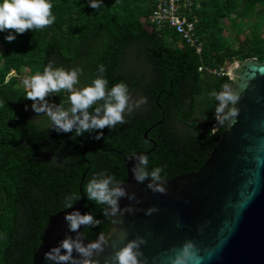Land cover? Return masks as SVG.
Wrapping results in <instances>:
<instances>
[{
  "label": "trees",
  "instance_id": "16d2710c",
  "mask_svg": "<svg viewBox=\"0 0 264 264\" xmlns=\"http://www.w3.org/2000/svg\"><path fill=\"white\" fill-rule=\"evenodd\" d=\"M51 2L53 24L16 34L12 41L0 32V264H32L49 216L64 209L70 196L81 199L80 185L83 208L99 221L83 226V232L90 239L104 235L108 206L88 200L87 184L100 173L114 176L113 185L123 183L124 155L152 149L148 170L160 166L166 179L202 166L222 131L215 129L218 104L212 93L232 82L209 69L251 57L264 60V0H195L191 15L197 18L201 53L174 29L147 22L155 0H103L100 9L91 8L89 0ZM254 14L259 19L240 39ZM224 19L239 30L234 43L224 34ZM50 62L81 68V86L99 75L103 64L109 87L125 82L133 101L144 96L147 103L114 128L83 135L47 128L48 118L25 98L23 80ZM11 69L16 75L8 76ZM68 95L62 91L46 99L67 105ZM97 132L103 133L99 139Z\"/></svg>",
  "mask_w": 264,
  "mask_h": 264
},
{
  "label": "water",
  "instance_id": "95a60500",
  "mask_svg": "<svg viewBox=\"0 0 264 264\" xmlns=\"http://www.w3.org/2000/svg\"><path fill=\"white\" fill-rule=\"evenodd\" d=\"M227 85L237 100L224 111L235 107L236 115L217 119L215 129L222 131L202 166L165 179L161 193L148 187L151 177L137 181L132 170L136 156L152 149L124 155L127 176L118 185L127 194L110 215L108 231L93 239L83 225L70 231L67 213H90L80 185L81 199L49 216L32 264H54L44 252L67 236L85 245L103 238L102 249L83 264H116L117 250L140 238L139 264H177L178 257L182 264H264V60L242 61ZM144 137L150 140L147 131ZM73 256L81 264L79 253Z\"/></svg>",
  "mask_w": 264,
  "mask_h": 264
},
{
  "label": "clouds",
  "instance_id": "9594fccd",
  "mask_svg": "<svg viewBox=\"0 0 264 264\" xmlns=\"http://www.w3.org/2000/svg\"><path fill=\"white\" fill-rule=\"evenodd\" d=\"M89 6L93 9H100L103 0H89ZM51 0H0V32H6L5 39L12 41L16 34H23L27 30L42 29L55 22L56 17L52 12ZM14 30V31H11ZM82 69L79 67L65 69L62 66H54L52 62L47 64L42 71H38L30 78L23 80V85L28 89L25 98L32 101V109L37 114L45 115L48 118V127L54 128L57 132H72L75 135H83L105 127L114 128L126 121V115L131 114L136 108L147 103V97L141 96L133 101L128 84L117 82L109 87V81L104 75L106 68L103 64L98 66L99 75L91 80L86 86L80 85ZM62 91L69 93L67 105L50 102L46 97L59 94ZM217 101V119L227 121L229 116L236 115V108L230 107L229 112L225 108L234 104L237 96L228 85H224L219 92H213ZM223 113V115H220ZM103 135L97 132L95 139ZM132 155L135 156V153ZM137 163L133 167V173L137 181L143 182L151 177L148 187L153 191L165 192L163 181L166 173L160 166L148 170L150 158L147 154L136 156ZM163 173V174H162ZM101 176L103 178H101ZM114 176L104 173L98 174L87 184V198L98 205H107L106 215L119 211V199L127 193L120 185H113ZM122 183V182H121ZM80 199V196H70L65 203V208H71ZM131 210V209H129ZM154 208L147 211L151 213ZM71 232H77L81 226H94L99 223L91 213L81 214L78 210L65 215ZM102 240L85 245L78 238L67 236L58 245L50 247L44 252V258L54 264H78L77 257L73 252L79 253L82 258L81 264L89 260L94 250L102 249ZM139 240H130L123 247L117 250L114 259L116 264H139L138 257ZM184 254L188 255L187 247ZM183 258H177V264H182Z\"/></svg>",
  "mask_w": 264,
  "mask_h": 264
},
{
  "label": "built area",
  "instance_id": "2783aa9c",
  "mask_svg": "<svg viewBox=\"0 0 264 264\" xmlns=\"http://www.w3.org/2000/svg\"><path fill=\"white\" fill-rule=\"evenodd\" d=\"M195 5V0H155V6L147 18V22L156 28H171L179 35L180 39L188 45L192 46L196 53L202 52V42L195 33V24L197 18L191 15V7ZM198 5V4H197ZM202 67H199L201 70ZM208 69V68H206ZM12 75H16V71L11 69ZM209 71L216 74H227L224 67L219 70L213 69ZM31 76L25 74V78ZM6 80L7 76H6Z\"/></svg>",
  "mask_w": 264,
  "mask_h": 264
},
{
  "label": "rangeland",
  "instance_id": "374dc122",
  "mask_svg": "<svg viewBox=\"0 0 264 264\" xmlns=\"http://www.w3.org/2000/svg\"><path fill=\"white\" fill-rule=\"evenodd\" d=\"M261 16L264 18V14H262ZM259 17H260V15L254 14L250 19L247 20V22L244 23L245 27L242 31H240V33L238 35L240 39H242L244 34L248 32V29L250 28L249 25H252V23H254V21L258 20ZM223 23L226 26L224 34L228 37V39L232 43H234L236 33H237V31H239L238 28H236V26H233L232 23L230 22V20H228V19H224ZM0 50H1V45H0ZM240 64H241V62L239 60H234L233 62H227L226 63L225 68H226L228 75L231 79L233 77V70L236 69ZM10 75H11V73H9L8 76H10Z\"/></svg>",
  "mask_w": 264,
  "mask_h": 264
},
{
  "label": "flooded vegetation",
  "instance_id": "af4514ba",
  "mask_svg": "<svg viewBox=\"0 0 264 264\" xmlns=\"http://www.w3.org/2000/svg\"><path fill=\"white\" fill-rule=\"evenodd\" d=\"M127 57H129V54L127 55ZM127 117V115H126ZM96 133H93V135H95ZM150 139V138H149ZM98 142H100V140H98ZM84 143H87V140H84Z\"/></svg>",
  "mask_w": 264,
  "mask_h": 264
}]
</instances>
